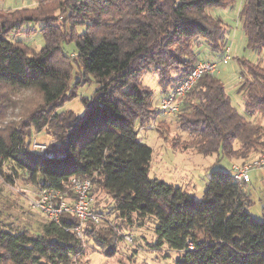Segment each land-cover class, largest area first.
Here are the masks:
<instances>
[{
  "label": "trees",
  "instance_id": "obj_1",
  "mask_svg": "<svg viewBox=\"0 0 264 264\" xmlns=\"http://www.w3.org/2000/svg\"><path fill=\"white\" fill-rule=\"evenodd\" d=\"M234 1L74 0L69 7L81 18L84 31L69 42L75 45V63L97 85L90 98L82 99V115L57 110L75 96L69 85L73 63L54 61L68 43L63 34L52 32V23L42 20L44 45L38 52L29 51L9 33L40 19L35 13H0V83L36 90L42 101L41 112L0 134V170L8 162L14 173L23 171L39 188L60 190L68 189L71 176L92 178L96 208L103 213V197L108 196L120 218L151 217L155 244L177 252L175 264H264V207L261 220L249 212L251 201L243 184L250 180H234L230 166L212 169L197 199L149 176L152 148L138 137V129L158 113L142 74L153 71L165 93L201 60L195 51L200 39L212 53H222L228 43L226 29L207 9ZM238 19L247 46L264 48V0H243ZM239 63L238 91L245 111L264 113V65L245 59ZM181 109L176 117L184 136L180 151L217 153L239 162L264 151V125L237 111L215 74L195 83ZM31 127L50 128L58 141L42 151L33 149ZM5 178L14 180L8 173ZM77 222L74 215L63 213L59 223L47 220L36 234L0 227V264H72L82 250L81 238L72 231ZM87 223L83 236L89 231Z\"/></svg>",
  "mask_w": 264,
  "mask_h": 264
},
{
  "label": "rangeland",
  "instance_id": "obj_2",
  "mask_svg": "<svg viewBox=\"0 0 264 264\" xmlns=\"http://www.w3.org/2000/svg\"><path fill=\"white\" fill-rule=\"evenodd\" d=\"M73 2L74 0H0V13L2 16L12 13V17L35 13L40 19L24 22L20 28L9 33L13 40L21 41L29 51L38 52L44 45L42 29L46 22L42 20L52 23V32L63 34L68 43L63 44L64 52L57 53L54 61L58 65L73 63L69 85L75 96L71 98L70 95L67 101L60 103L57 110L70 109L82 115L85 108L82 99L90 98L97 85L93 77L83 72L75 63V45L69 39L77 31L83 32L84 29L81 18L69 7ZM242 2L243 0H235L227 6H211L207 9L208 14L222 20L226 29V40L230 43V58L226 64L219 65L216 76L223 82L225 92L237 111L246 119L264 125V113L248 115L244 107L243 93L238 91L242 70L239 61L245 59L264 65V48L256 50L247 46L242 23L238 20ZM195 51L199 57H209L212 53L202 39L196 44ZM221 55V52H214L211 57L217 60ZM141 81L153 90L152 101L158 105L162 90L156 74L149 70L142 74ZM41 106V94L38 91L0 83V134L26 123L33 112H41ZM30 130L31 138L47 147L58 141L50 128L43 127L37 131L31 127ZM180 133L175 116L158 113L155 127L142 130L138 137L152 148L149 176L179 186L200 199L212 169L228 168L233 161L241 160H229L217 153L204 155L191 150L180 151L184 139ZM262 153L264 151L258 149L249 159ZM10 166L5 162L0 170V227L14 232L26 230L30 234L39 233L41 225L47 219L39 210L31 207L26 198H35L39 187L23 171L14 173ZM7 173L12 175V182L6 180ZM249 175L250 181L243 184L251 201L248 210L253 218L261 220L264 207V166L252 168ZM103 200L106 202L102 205L105 219L98 223H87L88 234L81 239L82 250L73 256L72 264H175L178 253L166 245L159 247L155 244L154 221L151 217L139 218L132 214L129 219L120 218L119 213L113 209L111 199L104 196ZM124 234L131 239H126ZM97 236L99 240H96Z\"/></svg>",
  "mask_w": 264,
  "mask_h": 264
},
{
  "label": "built area",
  "instance_id": "obj_3",
  "mask_svg": "<svg viewBox=\"0 0 264 264\" xmlns=\"http://www.w3.org/2000/svg\"><path fill=\"white\" fill-rule=\"evenodd\" d=\"M229 52L230 43H227L219 59L214 60L212 57H205L199 60L180 83L167 92L162 93L157 105L158 113L177 117L182 110L183 99L187 92L203 75H216L219 71V65L228 62L230 58ZM155 123L156 116L151 118L149 124L139 128L138 133L142 134V130L154 128ZM31 146L39 151L46 147L45 144L33 139ZM262 166H264V153L245 162L231 163L230 172L234 180L244 183L250 180L249 172L252 168ZM26 198L29 205L39 210L48 221L59 223L63 213L74 215L78 222L73 226L72 231L81 239L83 238L82 228L86 222L98 223L105 219L104 214L95 206L96 200L92 191V178L71 176L67 190L42 186L38 189L35 198ZM124 236L126 239H131L126 234Z\"/></svg>",
  "mask_w": 264,
  "mask_h": 264
},
{
  "label": "crops",
  "instance_id": "obj_4",
  "mask_svg": "<svg viewBox=\"0 0 264 264\" xmlns=\"http://www.w3.org/2000/svg\"><path fill=\"white\" fill-rule=\"evenodd\" d=\"M209 57L212 56V53L210 55H208ZM204 57H207V55L201 56L200 59H203Z\"/></svg>",
  "mask_w": 264,
  "mask_h": 264
}]
</instances>
